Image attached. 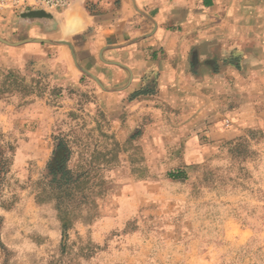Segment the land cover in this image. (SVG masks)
Here are the masks:
<instances>
[{
	"label": "rangeland",
	"instance_id": "obj_1",
	"mask_svg": "<svg viewBox=\"0 0 264 264\" xmlns=\"http://www.w3.org/2000/svg\"><path fill=\"white\" fill-rule=\"evenodd\" d=\"M56 12L44 10L66 31ZM31 63L0 65V264H264V123L212 145L205 119L202 140L186 145L169 103L108 108L87 77L55 79ZM60 143L68 169H91L99 184L66 228L50 187ZM117 144V161L90 164Z\"/></svg>",
	"mask_w": 264,
	"mask_h": 264
},
{
	"label": "crops",
	"instance_id": "obj_2",
	"mask_svg": "<svg viewBox=\"0 0 264 264\" xmlns=\"http://www.w3.org/2000/svg\"><path fill=\"white\" fill-rule=\"evenodd\" d=\"M40 11L0 15V65L87 77L108 108L151 84L134 108L169 103L192 135L186 145L202 140L205 119L212 145L264 123V0H75L56 12L67 32H86L73 37Z\"/></svg>",
	"mask_w": 264,
	"mask_h": 264
},
{
	"label": "trees",
	"instance_id": "obj_3",
	"mask_svg": "<svg viewBox=\"0 0 264 264\" xmlns=\"http://www.w3.org/2000/svg\"><path fill=\"white\" fill-rule=\"evenodd\" d=\"M152 92L147 91V88H144L133 95L130 96L129 100L134 101L138 97L151 95ZM134 136L131 138L133 139ZM118 144L112 151H109L108 154L94 153L92 154V161L90 162L93 165L95 162L93 159L105 157L106 155H112L114 160L117 161L118 153L116 152ZM67 152V153H66ZM66 153V155H65ZM71 157V151L65 149L63 144H58L55 151V158L50 164V174L52 176L50 187L51 190L56 193H53V196L57 200L58 209L62 214L63 226L66 228L71 224L74 218V210L79 208L81 205L94 204L89 197L88 192L92 190L93 186H98L95 184L93 177L91 176V169H82L81 171H74L68 169V162ZM184 176L183 170L173 171L169 173V177L173 180L181 179Z\"/></svg>",
	"mask_w": 264,
	"mask_h": 264
},
{
	"label": "built area",
	"instance_id": "obj_4",
	"mask_svg": "<svg viewBox=\"0 0 264 264\" xmlns=\"http://www.w3.org/2000/svg\"><path fill=\"white\" fill-rule=\"evenodd\" d=\"M74 0H0V9L21 12L29 10L58 11L66 9Z\"/></svg>",
	"mask_w": 264,
	"mask_h": 264
},
{
	"label": "water",
	"instance_id": "obj_5",
	"mask_svg": "<svg viewBox=\"0 0 264 264\" xmlns=\"http://www.w3.org/2000/svg\"><path fill=\"white\" fill-rule=\"evenodd\" d=\"M37 14H39V15H43V16H47V14L44 13L43 11L37 12Z\"/></svg>",
	"mask_w": 264,
	"mask_h": 264
}]
</instances>
